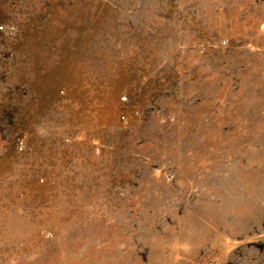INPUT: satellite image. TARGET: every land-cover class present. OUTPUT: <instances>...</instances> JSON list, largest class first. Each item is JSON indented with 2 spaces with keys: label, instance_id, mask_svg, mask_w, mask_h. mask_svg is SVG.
<instances>
[{
  "label": "rangeland",
  "instance_id": "obj_1",
  "mask_svg": "<svg viewBox=\"0 0 264 264\" xmlns=\"http://www.w3.org/2000/svg\"><path fill=\"white\" fill-rule=\"evenodd\" d=\"M0 264H264V0H0Z\"/></svg>",
  "mask_w": 264,
  "mask_h": 264
},
{
  "label": "built area",
  "instance_id": "obj_2",
  "mask_svg": "<svg viewBox=\"0 0 264 264\" xmlns=\"http://www.w3.org/2000/svg\"><path fill=\"white\" fill-rule=\"evenodd\" d=\"M124 101L126 100V99H123Z\"/></svg>",
  "mask_w": 264,
  "mask_h": 264
}]
</instances>
